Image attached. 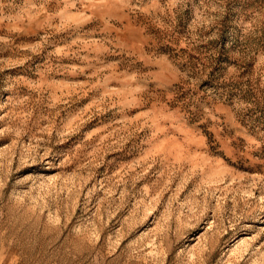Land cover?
Segmentation results:
<instances>
[{
  "label": "rangeland",
  "instance_id": "obj_1",
  "mask_svg": "<svg viewBox=\"0 0 264 264\" xmlns=\"http://www.w3.org/2000/svg\"><path fill=\"white\" fill-rule=\"evenodd\" d=\"M1 264H264V0H0Z\"/></svg>",
  "mask_w": 264,
  "mask_h": 264
},
{
  "label": "crops",
  "instance_id": "obj_2",
  "mask_svg": "<svg viewBox=\"0 0 264 264\" xmlns=\"http://www.w3.org/2000/svg\"><path fill=\"white\" fill-rule=\"evenodd\" d=\"M0 264H1V259H0Z\"/></svg>",
  "mask_w": 264,
  "mask_h": 264
}]
</instances>
